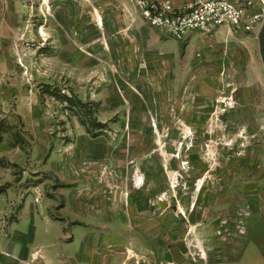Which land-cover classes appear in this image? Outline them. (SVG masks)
<instances>
[{"label":"rangeland","instance_id":"374dc122","mask_svg":"<svg viewBox=\"0 0 264 264\" xmlns=\"http://www.w3.org/2000/svg\"><path fill=\"white\" fill-rule=\"evenodd\" d=\"M40 228L76 263L264 264L258 35L176 40L130 0H0V263Z\"/></svg>","mask_w":264,"mask_h":264},{"label":"built area","instance_id":"2783aa9c","mask_svg":"<svg viewBox=\"0 0 264 264\" xmlns=\"http://www.w3.org/2000/svg\"><path fill=\"white\" fill-rule=\"evenodd\" d=\"M142 18L176 40L195 31L258 35L264 24V0H130Z\"/></svg>","mask_w":264,"mask_h":264},{"label":"crops","instance_id":"0c3cea01","mask_svg":"<svg viewBox=\"0 0 264 264\" xmlns=\"http://www.w3.org/2000/svg\"><path fill=\"white\" fill-rule=\"evenodd\" d=\"M17 1V0H13ZM20 1V0H18ZM176 5H181L189 0H173ZM83 225H91L93 222L90 220V218H85L82 220ZM86 221V222H85ZM97 222H101V219H95ZM49 223H53L50 221ZM42 226V224H41ZM106 227V226H105ZM39 233V236H36V240L34 242L35 250L34 251H21L20 249H16L14 246H11L12 248L7 251H3V261L0 264H84L83 259H80L79 262L76 263L75 260V252H74V246L72 247L69 244H64L62 241H57V237L53 234L49 235L46 234L45 236L42 235V229L40 228L37 230ZM85 234H82V236H78L79 238L84 237ZM76 236V238H78ZM78 238V239H79ZM84 240V239H83ZM58 243V244H57ZM50 244L51 252L49 253H41L37 251V247L39 245H47ZM57 244V246L53 245ZM53 247H57L58 250L62 249V252L54 251ZM56 248V249H57Z\"/></svg>","mask_w":264,"mask_h":264},{"label":"water","instance_id":"95a60500","mask_svg":"<svg viewBox=\"0 0 264 264\" xmlns=\"http://www.w3.org/2000/svg\"><path fill=\"white\" fill-rule=\"evenodd\" d=\"M258 41H259V50H260L262 62L264 65V24L262 25L258 33Z\"/></svg>","mask_w":264,"mask_h":264},{"label":"bare ground","instance_id":"6f19581e","mask_svg":"<svg viewBox=\"0 0 264 264\" xmlns=\"http://www.w3.org/2000/svg\"><path fill=\"white\" fill-rule=\"evenodd\" d=\"M141 181V177L138 178Z\"/></svg>","mask_w":264,"mask_h":264}]
</instances>
